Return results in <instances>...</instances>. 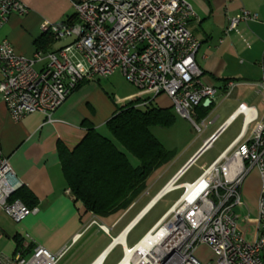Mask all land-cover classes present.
Returning <instances> with one entry per match:
<instances>
[{
    "label": "built area",
    "instance_id": "1",
    "mask_svg": "<svg viewBox=\"0 0 264 264\" xmlns=\"http://www.w3.org/2000/svg\"><path fill=\"white\" fill-rule=\"evenodd\" d=\"M72 6L75 22L46 20L39 25L40 33L54 41L68 40L61 47L35 51L25 58L17 56L6 40L0 43V101L12 121L35 112L49 120L79 84L119 71L126 83L148 92L152 99L166 96L174 113L189 121L196 133L210 124L205 119L195 120L196 109L209 106L219 90L200 80L202 72L194 61L200 43L187 28L194 17L187 2L81 0ZM27 12L19 0H0V28L10 15ZM256 18V14L240 10L229 18L226 32H234L248 45L237 25ZM237 85L235 81L225 82L224 96ZM148 102L137 105L143 107ZM237 117L242 119V127L236 139L194 181L178 184L186 166L153 197L148 208L180 191L155 224L128 248L132 251L150 236L146 248L130 254L135 259L130 264H201L195 252L201 247H207L214 256L202 264H264V116L260 119L253 107L239 104L220 130ZM9 166L0 149V209L19 223L35 214L37 207L13 199L23 184ZM251 170L258 173L260 189L253 238L248 241L239 230L246 219L234 210ZM66 193L71 192L68 189ZM28 241L24 240L12 257L0 256V264H57L69 249L63 247L55 254ZM125 254L122 248L117 264Z\"/></svg>",
    "mask_w": 264,
    "mask_h": 264
},
{
    "label": "crops",
    "instance_id": "2",
    "mask_svg": "<svg viewBox=\"0 0 264 264\" xmlns=\"http://www.w3.org/2000/svg\"><path fill=\"white\" fill-rule=\"evenodd\" d=\"M19 1L25 5L28 12L23 16L10 15L7 23L0 28V43L6 40L17 56L30 58L36 51L34 42L42 36L39 25L46 20L51 23L66 22L69 17H73L72 23L75 22V9L72 4L81 0ZM184 1L191 6L194 12V17L188 22L187 28L200 43L194 57L197 67L202 72L200 80L203 84L219 90L209 106H199L196 109L195 120L205 119L210 124H206L205 128L198 133L192 128L196 135L190 133L191 131H179L176 121L179 116L176 115L175 123L168 128L167 136L159 131L157 133L161 136L154 134V128L160 127L152 128L151 135L170 153L171 159L150 174L145 182V191L133 200L125 211L121 210L106 218H99L86 213L83 205L75 201L72 193H66L69 188L59 165L58 145L64 146L68 151L72 150L82 140L87 126L98 131L105 127L104 123L118 108L132 103L147 100L155 107L172 109L168 98L159 95L152 99L148 93L140 94L137 91H130L128 94V90L123 95L113 94L108 97L109 95L100 84L99 78L101 77H97L89 83L79 84L76 90L65 98L62 105L52 112L49 120L45 115L35 112L14 122L0 101L1 154L7 159L17 180L23 184L22 189L31 194L35 201V205L32 206L37 207L35 214L29 215L19 223H14L0 209V256L12 257L21 249L22 242L28 239L31 245H40L55 254L63 247H68L62 259L65 257L73 259L86 253L89 242L94 241L93 251L86 256L85 262V264H93L109 247L110 242L124 231V228L140 215L142 219L158 203L148 208L153 197L162 189L161 187L177 172L188 166L182 173L178 184L194 181L236 139L242 127V119L238 127L230 131V134L223 139L219 150L207 161L204 170L196 172L191 180L180 181L187 175L197 159L201 158L207 150L212 149V144L240 118L237 117L223 130H220L239 104L253 107L258 118L262 119L264 116V0ZM240 10H246L257 16L256 20L241 22L237 25L248 45H245L234 32H226L229 18ZM61 42L53 40V43L49 45V50L61 47L60 45L55 46ZM227 81H235L238 85L228 97H225L222 87ZM259 84H262L261 88ZM249 94L256 96V99H252ZM136 100L139 102H135ZM183 120L182 122H185ZM213 135L215 137L211 141L210 138ZM180 138L179 143L177 141ZM209 141H211L210 144L204 148L203 145ZM166 172H171V175L165 183L126 224L119 228L115 235H112L111 232L121 225L128 217L127 214L137 206L143 196L149 194V190L162 176L161 173ZM259 183L257 171L251 170L242 183L240 204L234 210L246 219V223L240 226L239 230L241 232V227H243L249 232L251 239L248 241L253 238L254 230L252 231L251 228L254 229L258 212ZM248 218L252 219L251 226L248 225L250 222ZM127 238L128 234L126 240ZM24 254L27 256L29 253L25 251ZM109 254L105 255L102 264H105Z\"/></svg>",
    "mask_w": 264,
    "mask_h": 264
},
{
    "label": "trees",
    "instance_id": "3",
    "mask_svg": "<svg viewBox=\"0 0 264 264\" xmlns=\"http://www.w3.org/2000/svg\"><path fill=\"white\" fill-rule=\"evenodd\" d=\"M72 18L66 22L72 23ZM52 43L51 37L42 34L34 46L36 51L46 52ZM137 104L118 108L104 123L111 138L87 126L82 140L72 150L58 145L66 185L75 201L93 217L106 218L125 211L145 191L150 174L171 159L170 153L151 135V129L172 127L176 114L151 102L143 107ZM13 199L28 207L35 205L24 189L15 192Z\"/></svg>",
    "mask_w": 264,
    "mask_h": 264
},
{
    "label": "rangeland",
    "instance_id": "4",
    "mask_svg": "<svg viewBox=\"0 0 264 264\" xmlns=\"http://www.w3.org/2000/svg\"><path fill=\"white\" fill-rule=\"evenodd\" d=\"M64 41L65 42L57 43L55 46H58V45L61 46V44L68 42V40H64ZM99 79H100V84L105 89V92L109 95L108 97L113 96V94L123 95L127 90H128V94L130 91H137L140 94L148 93V92L138 90V89L131 87L129 83H126L123 76L118 71H116L115 73H113L110 76L102 77ZM249 95L252 99H256V96H253V94H249ZM135 102H139V100H136ZM176 121L178 124L179 131H184V132L191 131L190 133H194L189 121L183 120L185 122H182V119L179 117H177ZM240 123H241V118L236 120L232 124V126L225 132V134H223L221 136V138H219L214 144H212V149L207 150L204 154H202L201 158L197 159V162L191 166V168L187 172V175L185 177H183L180 181L183 182L186 180H191L192 176L194 174H196V172L199 173L200 171L204 170V168L207 166V161L210 160L211 157L214 154H216L217 151L219 150V145L221 144L223 139H225V137H227V135L230 134V131L236 129V127H238V125ZM157 131H159L162 135H165V136H167L166 134L169 133L168 132L169 130L166 128H157V129L154 128V134H156L158 136H161V135H160V133H157ZM98 132L100 134H102L103 137L105 136V137L111 138V137H109L110 134L108 133V131L105 127L99 129ZM180 141H181V138L177 142L180 143ZM170 173L171 172L161 173L162 176L160 177L159 181H157L155 186L152 187L151 190H149V194L147 196H143V199L139 201L137 206L135 208H133L127 214L128 217L121 223V225H119L117 228H115L114 231L111 232L112 235H115L117 233V231L119 230V228H121L124 224H126V222L129 221L133 217V215L140 210V208L147 202V200H149L156 193V191L159 189V187L162 186L165 183V181L169 178V176L171 175ZM179 194H180V191H176L174 193H171V194L165 196L147 214H145V216L128 233V238L125 241L128 248H130L135 243H137L136 241H138L146 233V231L149 229V227L155 223V221L162 215L163 212H165V210L169 207V205L175 199H177ZM248 219L250 221L248 223V225H250L252 219L251 218H248ZM251 230L252 231L254 230L253 227L251 228ZM241 232H242V237L246 238L247 240L251 239L250 238L251 235L249 236V232L245 231L243 229V227H241ZM93 242L94 241L89 242V247H88L87 252L80 254L81 256H78V258L69 259V258L65 257V259H62L57 264H85V262L87 260L86 256H88L91 253V251H93V248L95 245V243H93ZM88 251H90V252H88ZM195 252H196V255H197L198 259L200 260L201 264L211 262L214 258L212 252H210V250L207 247H201V248L197 249V251H195ZM121 254H122V248L120 245H118L108 255V258H107L105 264H115L121 258V256H122ZM76 259H77V261H76Z\"/></svg>",
    "mask_w": 264,
    "mask_h": 264
},
{
    "label": "bare ground",
    "instance_id": "5",
    "mask_svg": "<svg viewBox=\"0 0 264 264\" xmlns=\"http://www.w3.org/2000/svg\"><path fill=\"white\" fill-rule=\"evenodd\" d=\"M130 226H128L127 229ZM149 239H150V236L146 237L145 239L141 240V243L138 244L132 251H128V247L126 246V242L123 241L124 240V231H123L122 234H120L117 238L114 239L115 240L114 242L118 243V245H120L121 248H123L124 251L126 252V254H125L126 256L120 264H130L131 259H133V261H135L134 257H132V255H130V254H132L133 252L135 253L137 250H142L143 248H146L147 243L149 242ZM102 258H103V256L100 255V257L93 264H102L101 263Z\"/></svg>",
    "mask_w": 264,
    "mask_h": 264
},
{
    "label": "water",
    "instance_id": "6",
    "mask_svg": "<svg viewBox=\"0 0 264 264\" xmlns=\"http://www.w3.org/2000/svg\"><path fill=\"white\" fill-rule=\"evenodd\" d=\"M215 137V136H214ZM213 137V138H214ZM212 138V139H213ZM201 152V151H200ZM138 220L139 219H137V220H135L134 222H133V224L127 229V227L126 228H124V242H125V240H126V236H127V234L129 233V231L131 230V228H133L134 227V225L138 222ZM123 233V232H122ZM121 233V234H122ZM115 240H113V241H111L110 243V245H109V247L103 252V254H102V256H103V258H102V261H101V263L103 262V260L105 259V255H107V254H109V252L111 251V249H113L115 246H117L118 245V243H116V242H114Z\"/></svg>",
    "mask_w": 264,
    "mask_h": 264
}]
</instances>
